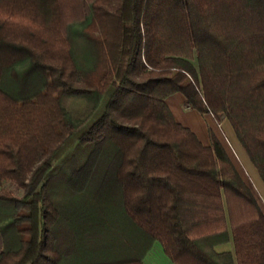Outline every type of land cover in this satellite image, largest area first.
<instances>
[{
    "label": "trees",
    "instance_id": "1",
    "mask_svg": "<svg viewBox=\"0 0 264 264\" xmlns=\"http://www.w3.org/2000/svg\"><path fill=\"white\" fill-rule=\"evenodd\" d=\"M176 93L264 184V0H0V264H146L101 207L114 182L170 264H264L256 197Z\"/></svg>",
    "mask_w": 264,
    "mask_h": 264
},
{
    "label": "rangeland",
    "instance_id": "2",
    "mask_svg": "<svg viewBox=\"0 0 264 264\" xmlns=\"http://www.w3.org/2000/svg\"><path fill=\"white\" fill-rule=\"evenodd\" d=\"M185 109L190 111L186 106ZM200 116L209 136V144L210 134H213L227 151L233 164L245 183L250 187L264 213V184L236 139L230 124L226 120L218 123L209 113L200 114ZM116 183L118 182L110 184L102 193L100 197L101 207L106 213L108 220L114 222L113 225L120 230L139 254H141V249L152 243L149 237L130 222L117 223L116 221L120 218L117 215L114 218L111 217L110 209L117 211L120 207V189ZM2 188L9 189L16 196L22 194V191L10 182H3Z\"/></svg>",
    "mask_w": 264,
    "mask_h": 264
},
{
    "label": "crops",
    "instance_id": "3",
    "mask_svg": "<svg viewBox=\"0 0 264 264\" xmlns=\"http://www.w3.org/2000/svg\"><path fill=\"white\" fill-rule=\"evenodd\" d=\"M166 103L176 122H178L184 127L189 128L192 132H194L202 144L209 145V136L207 134L206 129L204 128V125L202 124V119L200 114L195 110L189 109L190 111H188L185 109V105H186L185 97L182 94L176 93L168 97L166 99ZM110 213H111V217L113 218L116 217V215L120 217L116 221L117 223L130 222L123 211L121 205V197H120V207L118 208V210L116 211L110 209ZM111 222L112 224L114 223L113 221ZM1 249H2V239L0 237V251ZM230 249L231 246L229 244L221 245L217 247V251L219 252ZM141 252L142 253L140 254V258L146 264H170L165 258V256L162 254L159 247H157L153 242L147 245L146 247L142 248Z\"/></svg>",
    "mask_w": 264,
    "mask_h": 264
}]
</instances>
